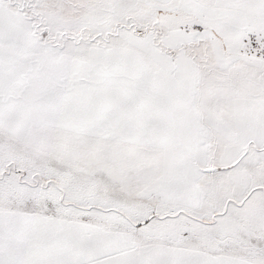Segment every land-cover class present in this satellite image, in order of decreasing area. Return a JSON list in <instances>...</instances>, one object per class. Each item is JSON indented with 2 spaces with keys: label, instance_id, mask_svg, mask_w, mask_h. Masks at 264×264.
Wrapping results in <instances>:
<instances>
[{
  "label": "snow or ice",
  "instance_id": "obj_1",
  "mask_svg": "<svg viewBox=\"0 0 264 264\" xmlns=\"http://www.w3.org/2000/svg\"><path fill=\"white\" fill-rule=\"evenodd\" d=\"M0 264H264V0H0Z\"/></svg>",
  "mask_w": 264,
  "mask_h": 264
}]
</instances>
